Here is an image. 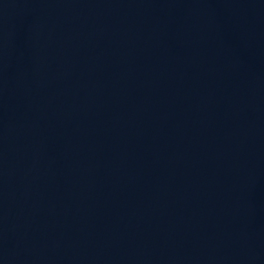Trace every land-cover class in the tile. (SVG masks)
Instances as JSON below:
<instances>
[{"label": "water", "instance_id": "obj_1", "mask_svg": "<svg viewBox=\"0 0 264 264\" xmlns=\"http://www.w3.org/2000/svg\"><path fill=\"white\" fill-rule=\"evenodd\" d=\"M0 264H264V0H0Z\"/></svg>", "mask_w": 264, "mask_h": 264}]
</instances>
